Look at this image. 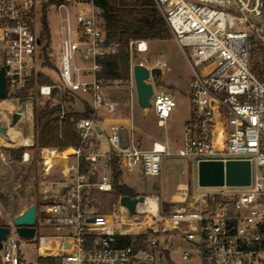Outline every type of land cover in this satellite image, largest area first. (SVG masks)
I'll return each mask as SVG.
<instances>
[{"label":"built area","instance_id":"built-area-1","mask_svg":"<svg viewBox=\"0 0 264 264\" xmlns=\"http://www.w3.org/2000/svg\"><path fill=\"white\" fill-rule=\"evenodd\" d=\"M154 2L194 71L190 84L192 115L176 154L194 158L197 163L249 160L250 184L202 187L210 190L195 193L185 207L164 215L159 210L151 213L144 206L147 196L137 204L133 217L121 205V197L111 212H103L93 192L113 190V158L119 159L127 184L134 172L160 176L162 157L173 155L168 142L156 141L149 149L140 148L132 132L123 135L126 129L122 125L112 127L107 137L109 149L103 150L98 129L103 113L121 114L129 107L132 112L135 64L151 71L164 70L167 63L157 61L149 66L137 60L136 53L149 51V42L131 40L129 77L98 78L97 73L102 70L98 59L118 54L121 43L110 39L96 0H64L58 6H50L60 20L57 79L39 83V74L50 70L48 61L53 64L51 38L48 41L45 37L41 42L44 2L0 0L4 101L13 104L16 99L28 98L32 104L33 135L34 94L59 100V120L69 113L71 99L88 96L86 104L92 110L90 117L76 123L79 145L62 153L63 176L54 183L56 193L42 210H36V224L51 227L59 235L27 239L19 235L13 219L5 222L1 226H8L10 232L0 247V264H51L47 259L30 263L23 257L20 243L35 241L34 248L47 252L45 255L55 264L58 260L61 264H264V0ZM77 56L89 61L78 66ZM147 82L153 85L151 110L158 125L165 126L177 102L168 92L157 90L152 78ZM126 88V104L110 94L111 90L127 91ZM21 110L23 114L22 106ZM29 160V151H24L22 161ZM118 214L121 220L116 222ZM140 215L143 221H133ZM177 231L190 244L178 261L173 257L170 239V234ZM157 233L166 235L165 239L160 240ZM59 238L72 240L74 249L65 253L62 246L53 243Z\"/></svg>","mask_w":264,"mask_h":264},{"label":"rangeland","instance_id":"rangeland-1","mask_svg":"<svg viewBox=\"0 0 264 264\" xmlns=\"http://www.w3.org/2000/svg\"><path fill=\"white\" fill-rule=\"evenodd\" d=\"M108 1L112 4L114 2L113 0ZM45 13L52 40L51 60L54 66L53 69L48 70L45 77L54 82L57 79V56L61 49L60 20L50 7L46 9ZM38 28H40V24ZM148 42L150 46L149 51L146 53H136V59L142 60L149 66L157 61L167 63V67L163 70V83L157 87V90L166 91L171 94L175 98L177 106L165 126H159L157 118L151 109H142L138 106L134 92L132 102L133 139L143 149L151 148L156 141L168 142L173 155L162 157V172L160 176L150 177L144 176L140 172H134L130 175V181L127 184L134 196L157 197L159 214L164 215L167 212L185 207L195 193L210 189H205L198 185V163L196 159L180 157L176 154L183 142L185 125L192 115L190 84L194 74L193 68L184 50L180 47L170 30L165 38L152 39L148 40ZM87 61H89L88 58H80L78 56L76 58L78 66H84ZM119 86H122V84ZM126 89L127 91L120 89L111 90L112 94H114L113 98L122 103H128L129 89ZM33 98L34 111L35 107L41 109L47 101L52 106L59 102L58 99H47L36 94L33 95ZM77 108L82 109L83 106L79 104ZM12 111L13 108L10 107L8 101L0 100V118L3 126L11 125ZM127 111L128 113L131 112L130 107L126 108ZM26 132H28V129L18 123L13 133L9 134V139L5 135L0 134L1 224L12 222L14 217L18 216L20 212L26 210L32 204H36L37 208L42 210L56 193L54 183L61 180L63 176L62 169L64 162L59 165L56 163L61 159L60 155L64 152L54 149L42 150L36 146V129L35 138L32 139L30 145H27L24 139ZM104 141L106 142L107 140L104 139ZM19 147H24L29 151V161H21L19 163L15 159V155L10 153V149ZM61 160H64V158ZM46 166L48 168L53 167L50 170H46ZM124 177L123 179H125ZM124 182L126 181L124 180ZM109 206H111L112 210L113 205L110 204ZM147 218L150 220V217ZM115 220L119 222L121 214H118ZM127 220L130 221L131 219ZM136 220L143 221V215H140L139 218H133V221ZM123 227L129 226L124 225ZM145 228L148 227L145 226ZM36 229L37 236L46 234L59 235V232H55L51 227H43L36 224ZM136 230L141 229L137 228ZM156 236L160 240H164L166 235L157 233ZM170 239L173 257L178 261L181 252L188 248L190 244L183 240L179 231L173 232L172 235L170 234ZM35 242L20 243V251L26 261L32 263L37 260L47 259L51 264H55V260H51V258L45 255L47 252L42 253L36 247L34 248L33 244ZM53 243L62 246L65 253H69L74 249L73 241L68 238L54 239Z\"/></svg>","mask_w":264,"mask_h":264},{"label":"trees","instance_id":"trees-1","mask_svg":"<svg viewBox=\"0 0 264 264\" xmlns=\"http://www.w3.org/2000/svg\"><path fill=\"white\" fill-rule=\"evenodd\" d=\"M64 0H43L44 16L42 18L43 32L41 42L47 38L50 41L48 22L46 20V9L50 6H58ZM113 4L108 0H96L102 9V17L105 29L111 40L121 43L118 54L107 58L98 59L102 64V70L97 73L98 78L122 79L125 80L130 75V54L128 45L131 40L163 39L169 32V28L164 17L158 11L154 0H113ZM50 69L53 64L48 61ZM40 83H51V80L43 74H39ZM59 105H50L47 101L41 109L35 107V127L36 146L40 149H57L64 151L72 146H78L80 138L76 129V123L81 118L90 117L92 110L88 104L83 112H69L62 120H59ZM26 149L24 147L12 148L10 153L15 155L17 161L22 160V155ZM113 191L102 192L95 190L94 197L98 201L102 211L109 213L110 204L118 202L124 195L135 197L128 184L124 182L123 170L118 158H113ZM82 170L86 171L83 165ZM3 225L0 223V226ZM130 237L125 240L128 243Z\"/></svg>","mask_w":264,"mask_h":264},{"label":"water","instance_id":"water-1","mask_svg":"<svg viewBox=\"0 0 264 264\" xmlns=\"http://www.w3.org/2000/svg\"><path fill=\"white\" fill-rule=\"evenodd\" d=\"M134 79L136 85V95L138 106L142 109H151L150 98L153 94V85L147 82L153 79L155 86L159 87L163 83V70L153 68L151 71L144 65L135 64L133 67ZM6 99V79L5 68L0 67V100ZM28 98L21 97L16 99L11 113V125L3 126L0 122V134L9 136L10 129L14 128L22 118V104ZM251 182V162L249 160H201L198 163V185L199 187H216L223 185L244 186ZM65 192V188L63 189ZM144 201V196L131 197L128 195L121 196V205L127 207L129 217L136 214V207L139 202ZM37 205L32 204L20 215L13 218V224L17 226L19 235L23 238L32 239L36 236ZM10 232L8 226H0V247L2 241L6 239ZM57 264H61L60 260Z\"/></svg>","mask_w":264,"mask_h":264},{"label":"crops","instance_id":"crops-1","mask_svg":"<svg viewBox=\"0 0 264 264\" xmlns=\"http://www.w3.org/2000/svg\"><path fill=\"white\" fill-rule=\"evenodd\" d=\"M86 77L88 79L91 78L90 75H86ZM110 94L112 97H114V94H112V92H110ZM88 100H90V98L88 96H82V97H78L75 99H71V102L69 105V112H80V113L83 112L85 110V106H86V103ZM79 104H81L83 106L82 109L77 108L79 106ZM101 117H103V118L98 122V129L100 131L99 141H100V145L103 148V150L109 149L108 143H107V141L105 142L104 139L107 140L108 134L111 133L113 126H115V125L124 126L126 130L123 132V135L125 137L128 135V133L132 132V134H133V125L134 124H133V113L132 112L128 113V111L126 112V110H124L121 114H112V115H107V114L103 113ZM34 138H35V134L33 135L32 139H34ZM28 145H30V144H28ZM25 146H27V145H25ZM44 149H47V148H44ZM44 149H42V150H44ZM54 150H57V149H54ZM25 151H28V150H25ZM61 152H66V150L61 151ZM60 156L62 159L63 156L62 155H60ZM61 159L56 164H58V165L63 164L64 160H61ZM21 161H18V162L21 163ZM52 167L48 168L46 166V170H50Z\"/></svg>","mask_w":264,"mask_h":264},{"label":"bare ground","instance_id":"bare-ground-1","mask_svg":"<svg viewBox=\"0 0 264 264\" xmlns=\"http://www.w3.org/2000/svg\"><path fill=\"white\" fill-rule=\"evenodd\" d=\"M9 104H10V107L12 108V104L10 102ZM31 106L32 104L30 101H25L22 104L23 114H22L21 120L19 121V124H22L23 127L28 129V132L24 134L25 135L24 139L27 145L32 143V138H33V118H32ZM14 130H15V127L10 129L9 134L13 133ZM144 206L152 213H156L159 208L156 199L148 197V196H147V200Z\"/></svg>","mask_w":264,"mask_h":264}]
</instances>
